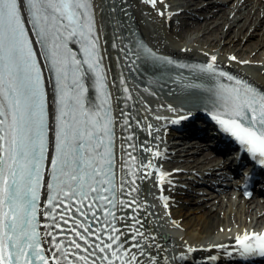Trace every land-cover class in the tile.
Listing matches in <instances>:
<instances>
[{"label":"snow or ice","instance_id":"1","mask_svg":"<svg viewBox=\"0 0 264 264\" xmlns=\"http://www.w3.org/2000/svg\"><path fill=\"white\" fill-rule=\"evenodd\" d=\"M147 2L155 7L157 0ZM29 31L39 37L37 43L55 73V127L51 129L43 73ZM77 44L76 50L69 46ZM148 55L155 57L150 50ZM99 60L91 0H0V97L6 101L0 103V264H75L69 256L78 257L80 264H97V260L100 264H140L138 253L124 248L121 229L107 220L117 219L113 211L117 204L122 208L130 205L115 195L114 121ZM202 70L215 74L214 63ZM89 73L95 74V88L86 82ZM227 80L234 78L228 75ZM234 83L236 86L220 85L219 103L213 106L211 118L253 157L264 158V93L239 79ZM91 90L104 95L107 106L103 111L89 102ZM49 131L54 156L47 161ZM144 167L159 172L163 191L166 174L151 161ZM46 168L50 183L44 182ZM42 191L48 193L44 215L53 221L48 227L57 228L60 221L67 224L71 220L74 236L86 247L77 239L70 242L75 253L60 243L45 246L44 236L37 230ZM97 212L106 218L107 243L100 236H96L99 244L89 240L94 235L92 222L99 219ZM76 213L83 222L74 218ZM137 234L138 230L133 236ZM236 242L242 255L264 256V234L244 233ZM81 251L88 255H79Z\"/></svg>","mask_w":264,"mask_h":264},{"label":"bare ground","instance_id":"2","mask_svg":"<svg viewBox=\"0 0 264 264\" xmlns=\"http://www.w3.org/2000/svg\"><path fill=\"white\" fill-rule=\"evenodd\" d=\"M93 2L101 39V54L108 71V88L110 87L113 100L112 148L113 172L117 184L116 198L130 205V207L123 208L119 204L116 206L117 212L121 215L119 219H125L126 233L129 235L138 230L143 240L149 244L158 263H172L174 259L167 244L173 239L171 236H164L155 227L154 217L161 215L162 212L159 209L156 210L158 205L152 200L157 201L156 198L160 199L162 195L165 197V208L171 210L169 219L184 231L182 240L175 236L177 239L175 244L178 246L176 249L180 251L177 261L181 264L185 263L182 260L186 256H194L196 252H205L200 246L205 241L214 239L218 231L223 230L228 233L229 228L236 226V229L231 231L232 233L224 234L220 238L221 246L215 251L216 253H228L236 247L238 235L264 231L263 203L241 199L237 206L238 212L233 215V212L226 210L229 204H234L230 194L225 195L224 200L221 199L214 204H218L219 207L213 208L210 203L215 200L213 197L197 200L191 194L182 195V197L174 193H166L168 179L161 191L158 187L159 172L144 167L149 161L158 169L163 168L170 171L174 167V165H170V168L163 165L166 159L172 157L174 153L172 150L177 147L167 150V143H162L164 134L172 123V118L192 113L191 110L195 112L194 108L188 109V106L195 104L214 109V105L208 103L209 97L213 99L214 96L210 89L206 90L209 91L206 92L208 97L198 94L190 95L183 92L184 90L169 85L161 86L156 80L159 75L158 71L145 64L144 59L138 53L136 38L126 37L127 25L125 24V17L135 18L130 22L131 26H136L135 28L141 32L155 51L199 66H207L211 63L212 57H215V66H217L215 68L219 67V69L229 71L236 75V78L249 79L253 85L264 91V38L262 36L259 40H252L260 36L256 33L257 30L264 31V0H162V2L157 0L155 7L147 0H93ZM129 3H131L130 9L126 10ZM258 4V11L253 13ZM181 7L182 10L178 13ZM214 9L217 10L213 11ZM127 11H132L131 15L126 14ZM199 12L206 13L205 18L203 22L198 20L197 30L191 32L188 25L197 23L196 17ZM238 15H243V18L237 19ZM180 18L183 19L180 20ZM210 22L216 26L212 30H210L212 26ZM253 27L255 30L246 40L248 41L246 48H243V42L248 32H252ZM227 35L233 39L229 38L231 41H228ZM222 42L224 45L222 49L206 46L212 43L222 44ZM237 48H239L238 52ZM225 51L230 53H225ZM128 57L131 59L130 62H133L130 69L127 68ZM233 57L236 59L234 60ZM193 70L195 69L191 68L187 72L192 74ZM195 71L199 74L197 80H200V85L212 86L214 84L206 81V75L201 74L199 69ZM137 75L153 85L141 82ZM225 82L229 81L225 80ZM124 84L132 93L131 100L129 96H126V101L124 95L119 93ZM199 99L203 100L198 101ZM91 103L101 109V103L94 92ZM142 103L145 109L142 108ZM151 111L157 114L162 113L165 116H154L150 113ZM191 130L208 133V126L196 123L195 126H191ZM202 134L206 135V133ZM173 143L179 142L174 141ZM196 143L198 142H193V144ZM180 146L183 147V145ZM145 149H151V151L144 153ZM203 149L205 148L201 144L198 150ZM156 152L161 155L154 156ZM147 154L149 155L146 156ZM210 155L212 154L209 153L207 156ZM189 157L188 153H184L183 157L178 160L181 172L174 176L178 181L191 178L189 174H186L188 171L194 174L205 168L206 160L195 157L191 162ZM214 159L215 157L211 156L210 161ZM204 170L211 172L208 169ZM147 172H152V175H146ZM225 203H227L226 207ZM46 232L48 231H44V234ZM44 237L46 246L53 247L49 240L50 236L44 235ZM224 259L221 262L226 264L228 258ZM219 264L224 263L219 262Z\"/></svg>","mask_w":264,"mask_h":264},{"label":"rangeland","instance_id":"3","mask_svg":"<svg viewBox=\"0 0 264 264\" xmlns=\"http://www.w3.org/2000/svg\"><path fill=\"white\" fill-rule=\"evenodd\" d=\"M172 1V0H171ZM237 1V0H236ZM264 5V4H263ZM258 7H259V4L256 6V8L253 10V13H255V12H257L258 11ZM180 10H182V7L180 8ZM215 10H217V9H214L213 11H215ZM212 11V12H213ZM246 13L248 12V11H245ZM208 13V12H207ZM197 14H199L198 16H201V17H203V19L205 18V14L206 13H204V12H199V13H197ZM201 14V15H200ZM245 15V14H244ZM238 18L237 19H242L243 18V15H238L237 16ZM183 18H180V20H182ZM203 19H201V20H199V21H201V22H203ZM260 21V20H259ZM199 23V22H198ZM198 23H196V24H192V25H188L189 27V29L191 30V32H195L196 30H197V26H198ZM212 23V26L210 27V30H212L213 28H215L216 26H215V24H213V22H210V24ZM179 24V23H178ZM183 28H185V26L183 25ZM174 29H172V31H173ZM177 30V29H176ZM255 30V27H253L252 28V32H248V36L245 38V40H244V46H243V48H246L245 47V45L246 44H248L247 42L248 41H246L248 38H249V36L251 35V34H253V31ZM232 32V31H231ZM230 32V33H231ZM256 33H258V34H260V36H257V37H255V38H253L252 40H259V39H261L262 38V36H263V38H264V31L263 32H261V30H257V32ZM228 34V33H227ZM230 36H228L227 35V39H228V41H231L230 39H233V38H230ZM212 45V46H211ZM211 45H206V46H208L209 48H215V49H218V48H220L221 47V49L223 48V42H222V44H220V43H212ZM231 45V44H230ZM230 45H226V46H230ZM236 51L238 52L239 51V48H237L236 49ZM219 52H220V50H219ZM224 53V52H223ZM225 53H230V52H228V51H225ZM250 53V52H249ZM258 63V62H257ZM191 162H193V158H191ZM190 175H193L192 173H190ZM197 176L198 175H196L195 176V178H197ZM169 189H171V191H170V193H173V191L174 190H172V189H177V191H179V192H181L182 194H180L179 196H186V193L187 192H190L188 189H186V187L187 186H194V185H192L191 183H189L187 180H185V181H183V182H178V181H176V179H172L169 183ZM191 188H193V190L195 189L194 187H191ZM182 196V197H183ZM196 199L197 200H202L203 199V195H197V197H196ZM219 200H221V198H219L218 200H213L212 201V203H211V205H213L212 207L213 208H217V207H219L218 206V204H216V205H214L217 201H219ZM222 200H224V197H222ZM239 200L237 199V198H235L234 199V204H229V206L228 207H226V204L227 203H225V207H226V210H228V211H231V212H233V215H235L237 212H238V208H237V206H238V204H239ZM225 209V208H224ZM180 210H178V212H179ZM223 213H224V211H223ZM235 224V223H234ZM182 233V232H181ZM179 236L180 235H182V234H178ZM183 238V237H182Z\"/></svg>","mask_w":264,"mask_h":264}]
</instances>
